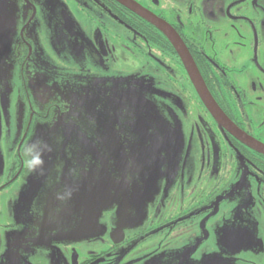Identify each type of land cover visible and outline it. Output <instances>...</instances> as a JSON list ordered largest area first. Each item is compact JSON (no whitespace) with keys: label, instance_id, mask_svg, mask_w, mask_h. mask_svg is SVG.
Segmentation results:
<instances>
[{"label":"flooded vegetation","instance_id":"flooded-vegetation-1","mask_svg":"<svg viewBox=\"0 0 264 264\" xmlns=\"http://www.w3.org/2000/svg\"><path fill=\"white\" fill-rule=\"evenodd\" d=\"M54 1L0 0V122L15 138L0 192L28 175L24 146L53 135L47 196L86 200L94 181L108 193L89 232L0 225V264L173 260L221 205L264 199V0H127L172 28L232 126L208 109L167 33L125 0ZM143 125L163 134L162 152L144 148ZM239 244L245 264H264L257 235Z\"/></svg>","mask_w":264,"mask_h":264},{"label":"rangeland","instance_id":"rangeland-1","mask_svg":"<svg viewBox=\"0 0 264 264\" xmlns=\"http://www.w3.org/2000/svg\"><path fill=\"white\" fill-rule=\"evenodd\" d=\"M69 1L72 3L74 0ZM52 3H55V7L57 6L54 0ZM52 7L51 5V11L53 10ZM86 10L89 11L90 9L86 8ZM54 12L56 13V10ZM90 15L94 16L91 12ZM75 16L87 26H92V29H100L104 34L109 35V38L116 44L114 29L106 31L100 27L96 19L93 23L78 10ZM124 45H126V41H122L118 47ZM75 46L77 49L80 48L78 44ZM75 46L72 45L70 48H76ZM80 50L83 52L81 48ZM4 129L3 122H0V185L8 179L9 162H15V144L11 143L15 138L7 136ZM140 131L138 138L145 149L149 147L151 150L157 149L162 152L167 147L168 142L163 134L154 132L152 128L146 125L141 126ZM52 138L53 135L49 137L48 144L52 150H55L57 143ZM179 139L181 140V136L177 135L178 146L181 144ZM105 145L107 148L111 147L110 136L109 138L105 137ZM132 151L135 154L134 148ZM40 175V173L29 172L21 181L15 182L0 192V225L8 222L14 223L15 220L18 223L22 221L30 234H34L35 228L40 227V235L48 231L74 232V230H85L89 232L101 210L98 205L102 200H105L108 193H106L104 184L100 181L97 183L94 181L93 193L86 200H63L61 203H54L53 199L46 194L47 176L40 177ZM236 183L237 181H231L227 187L234 186ZM253 197L255 205L251 203L252 205L248 208H245L247 201L242 197L237 201L221 205L217 214L215 213L219 206L216 205L213 213H211L215 216L210 218V237L208 236L209 231L202 228L203 237L192 248L180 250L177 253V258L173 260L168 259V255L162 254L155 258L163 259V261L155 262L157 264H245L243 257L246 254L248 256V251L245 252L241 249L239 244L243 235L244 240L249 235H257L261 239V244L264 243V199H255L254 195ZM202 240L210 241V249L205 245L199 246V242Z\"/></svg>","mask_w":264,"mask_h":264},{"label":"water","instance_id":"water-1","mask_svg":"<svg viewBox=\"0 0 264 264\" xmlns=\"http://www.w3.org/2000/svg\"><path fill=\"white\" fill-rule=\"evenodd\" d=\"M124 3L126 5H128L130 8L138 11L142 16H144L145 18L150 20L152 23H154L156 26H158L159 28H161L162 30H164L167 33V35L170 37L173 44L175 45L176 49L180 53V56L182 57L183 62L185 64L189 74L191 75V78H192L201 98L203 99V101L206 104V106L208 107V109L211 110L213 115L215 117H217V119L220 122H223L227 126H232L233 124L226 117V115L222 112V110L220 109V107L218 106V104L215 102L212 95L210 94V91L208 90L206 84L204 83V81H203L198 69L196 68V65L194 64V62H193L188 50L186 49L185 45L178 38L177 34L172 30V28H170V26H168L164 21L160 20L156 16L149 14L148 12H145V11L137 8L136 5H133L132 3L128 2L127 0H125ZM257 145L259 146L261 144H257ZM258 146H256V147H258ZM258 148H260V150L262 152H264V146H260ZM92 193H93V189L87 191L88 195L92 194ZM88 198H90V196H88L87 199ZM155 261H156V259L154 258L153 260L149 261L147 264H157V263H155ZM158 263H160V262H158Z\"/></svg>","mask_w":264,"mask_h":264},{"label":"clouds","instance_id":"clouds-1","mask_svg":"<svg viewBox=\"0 0 264 264\" xmlns=\"http://www.w3.org/2000/svg\"><path fill=\"white\" fill-rule=\"evenodd\" d=\"M51 151V146L41 138L26 144L22 151L24 163L31 173H43L44 155ZM63 199V196L58 197Z\"/></svg>","mask_w":264,"mask_h":264}]
</instances>
